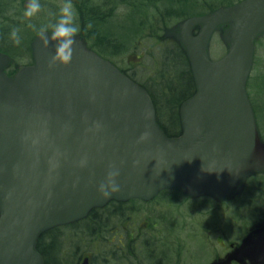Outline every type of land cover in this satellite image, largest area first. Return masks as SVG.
I'll return each mask as SVG.
<instances>
[{"label": "water", "instance_id": "95a60500", "mask_svg": "<svg viewBox=\"0 0 264 264\" xmlns=\"http://www.w3.org/2000/svg\"><path fill=\"white\" fill-rule=\"evenodd\" d=\"M223 25L227 51L211 60L210 38ZM177 30L195 92L180 105L176 138L158 126L146 90L78 39L71 61L60 64L58 42L40 34L33 64L13 77L2 72L9 60L0 53V264H43L35 249L41 232L111 199L146 201L174 188L221 200L245 176L264 172L246 93L264 0L191 16ZM110 171L119 191L105 197L98 187Z\"/></svg>", "mask_w": 264, "mask_h": 264}, {"label": "rangeland", "instance_id": "374dc122", "mask_svg": "<svg viewBox=\"0 0 264 264\" xmlns=\"http://www.w3.org/2000/svg\"><path fill=\"white\" fill-rule=\"evenodd\" d=\"M105 1H95L98 3L95 15L106 18V21L103 24L96 21L95 29L87 21L82 30L75 2L71 1L75 12L74 22L79 29L74 38L80 39L93 51L99 52L105 60L132 76L152 96L159 93L161 105L165 104L164 100L171 98V88L181 84L179 74L184 67L180 64L173 66L170 53L167 51L164 55L162 51L178 44V25L198 9L208 13L204 9L213 11L228 3V0H189L197 3L181 8L176 3L169 2L170 5H167L166 0H126L125 3L113 0V8L112 5L101 8L100 5ZM223 1L225 3L220 4ZM39 2L40 10L29 18L23 14L28 0H0V52L10 56L7 71L12 76L21 66L33 63L31 43L38 34L51 33L64 0ZM216 2L219 3L217 6L214 4ZM166 5L168 9L175 8L180 12L175 20H169L165 29L156 31L145 26L137 28L138 19L135 21L134 16L140 18L148 11L149 17H156L165 10ZM138 7L144 8V11L136 12ZM13 28L20 38L18 44L10 36ZM227 32L228 26H222L211 36L208 45L211 60L226 53L227 44L224 39ZM92 34H105V37L113 34L115 42L112 38L110 41L116 43L117 47L100 37L104 48L98 49L94 42L97 39L92 38ZM168 59L169 66V62L166 63ZM166 71L176 76H166ZM186 90H176V95L172 97L178 99ZM246 92L251 102L257 103L259 98L263 105L261 109L255 108L254 113L257 130L263 128L264 131V35L254 45V61L246 82ZM261 136L264 140V136ZM239 186L241 189L237 194L222 200L207 196L187 197L171 188L161 190L151 200H128L122 204L119 214L108 220V240L101 238L93 245H88L81 234L74 235L68 227L63 228L60 232L64 236L63 259L69 261L77 256L75 264H79L83 256L89 255L91 264H116L122 257L115 248L119 244L118 237L131 235L128 241L135 245L136 252L132 257L138 258L143 254V257H147V264H157L155 261L159 256L160 264H175L177 261L179 264H264V239L261 237L264 224V172L247 175ZM256 203L262 207L258 212ZM88 246H92V249L88 250ZM72 253L74 256H70ZM101 256L107 261H103ZM126 263L133 264L131 261Z\"/></svg>", "mask_w": 264, "mask_h": 264}, {"label": "trees", "instance_id": "16d2710c", "mask_svg": "<svg viewBox=\"0 0 264 264\" xmlns=\"http://www.w3.org/2000/svg\"><path fill=\"white\" fill-rule=\"evenodd\" d=\"M236 1L238 0H228L226 1L228 2L226 3V5H230ZM125 2L126 0L121 1V3H125ZM151 2L152 1L150 2L146 1V3H151ZM167 2H168L167 5H170L169 2L174 3V4L176 3V5H180L181 8H185L188 5H192L193 2H195V4L197 3L196 1L191 2L189 0H166V3ZM223 3H225V1L220 2V4H223ZM214 4L217 6L219 3L216 2ZM167 5H166L165 10L159 13L156 17H153V18L149 17V14H147L148 11L145 14H143L140 18H136L134 16L133 19L135 21L138 19L136 23L137 28L141 26H145V27L153 28L156 31L165 29L166 24L169 23V20L170 19L175 20L176 15H179V12H180L179 9H175V8L172 10H170L171 8L168 9ZM148 8L149 7L147 6V9ZM204 10L210 12L212 9L210 10L208 8ZM135 11L143 12L144 8L138 7V9H136ZM205 13L207 12H201L200 9H198L191 16L203 15ZM185 16H189V15L185 14ZM105 19L106 18L99 17V16L96 17V21L102 24L106 21ZM90 36H92V38L97 39L94 42L96 45H98L97 46L98 49L104 48L103 42L101 41L100 37L106 40L107 42H110L112 45L116 44L110 41V38L114 36L113 34L110 35L109 37H105L107 36L105 34H92ZM116 47H117V44H116ZM162 51L163 53L164 52L166 53L167 51L168 53H170V55L172 56L171 64L173 66H177L178 64H180L184 67L181 69V72L179 74L181 84L179 87L171 88V91L169 92L171 98H169L168 100H164L165 104L163 105H161L160 101L158 100V95H160L159 93L158 94L155 93L153 95L154 97L149 91L148 93L151 96L154 107H155L157 124L159 125V127L162 129V131L167 137L176 138L180 136L181 134L179 115H178V108H179L178 106L181 101H184L193 95V93L195 92V86H194L189 64H188L183 48L179 44L175 43L171 47L164 48ZM97 53L99 54V52ZM168 62H169V59L166 61V63ZM169 65H170V62L168 63V66ZM165 74L166 76H171V77L176 76L174 73L169 74L167 71ZM130 78L134 80L132 76H130ZM140 85L143 86L142 84ZM182 89H187V90L180 95V98L177 99V97H172L176 95L175 94V92H177L176 90H182ZM124 203L125 202H120L115 199H112L106 205L102 207L92 208L87 214V216L81 219L80 221H77V222H74L68 225H64V226L54 227V228L48 229L44 231L43 233H41L36 241L35 246H36V249L39 251V253L43 256L44 264H75L77 256L74 258L71 257L73 260L70 259L69 261L63 259L65 256L64 253L62 252L63 251L62 250L63 249L62 240L64 236L62 237V234H60L63 228L68 227L70 229V233H73L74 235H78V233L81 234L84 237L88 245H93L97 240H100L101 238H103L104 240H108V237L106 235V228H107L106 226H108L107 222L110 219V217H114L119 214V211L122 209V204ZM77 246L79 247V245ZM145 247H148V246H145ZM86 248L88 250H91L92 246H88ZM134 249H135V245L127 241V243L125 244V247L123 248L122 253H120L122 257L118 259L116 264H127L126 262H129V261L133 262V264H147L145 262L147 257L145 256L143 257V254L142 256L138 258L135 256L137 259L135 257H132L133 253L135 252ZM72 255L74 256L73 253L70 256ZM102 258H103V261H107L105 257H102ZM155 262L157 264H160V256Z\"/></svg>", "mask_w": 264, "mask_h": 264}, {"label": "clouds", "instance_id": "9594fccd", "mask_svg": "<svg viewBox=\"0 0 264 264\" xmlns=\"http://www.w3.org/2000/svg\"><path fill=\"white\" fill-rule=\"evenodd\" d=\"M40 7L39 0H28L23 14L25 17L31 18L38 13ZM74 19L75 12L71 0H64L62 7L59 9V17L53 25L50 33V38H53L58 42L53 55L54 63L67 64L72 59L73 50L71 45L79 30ZM41 31L44 30L41 29ZM10 36L14 43L18 44L20 42L18 32L15 28L11 30ZM117 175V171H110L107 175V183H101L99 185L98 191L102 196L107 197L112 193L119 191V184L116 183L115 180Z\"/></svg>", "mask_w": 264, "mask_h": 264}, {"label": "flooded vegetation", "instance_id": "af4514ba", "mask_svg": "<svg viewBox=\"0 0 264 264\" xmlns=\"http://www.w3.org/2000/svg\"><path fill=\"white\" fill-rule=\"evenodd\" d=\"M95 1L96 0H74L75 5H76L75 6V10H76L77 16L79 18V27H80V30H82L84 28V25L86 24L87 21H89L90 25H92L94 27V29H95V26H96V17L98 16V15H95L97 13V11H98V3L96 4ZM54 3L58 6V4L56 2H54ZM111 5H112V7H111ZM100 6H101V8H109V7L113 8V0H106ZM87 16H88V18L86 19ZM94 29H92V30H94ZM9 67H10V65L8 63V65L5 66L2 69V71L4 73H6L8 76H12V74L7 71ZM260 76H261V74H260ZM261 79H262V76L260 77V80ZM259 94H261V93H259ZM252 105H253L252 106L253 107V110H255V108L256 109L257 108L258 109H261L263 107L262 103H260L259 98L257 99V103H255V102L253 103L252 102ZM262 129L263 128H261L258 131V133H259V137H260L261 142L264 144V140L262 139V136H261V134L264 136V131ZM260 192H262V191H260ZM257 196H259V194H257ZM257 205L258 204L256 203V211L262 208L261 206H257ZM130 236L131 235H125L124 237L123 236L118 237L120 239L119 240V244L115 246V248H116L117 251H119L120 253H122L123 248L125 247V244L130 239ZM261 236L264 237V228L261 231ZM176 264H179V262L177 261Z\"/></svg>", "mask_w": 264, "mask_h": 264}]
</instances>
